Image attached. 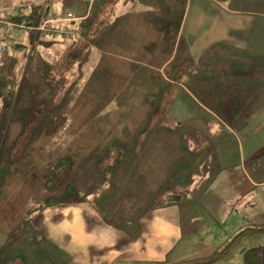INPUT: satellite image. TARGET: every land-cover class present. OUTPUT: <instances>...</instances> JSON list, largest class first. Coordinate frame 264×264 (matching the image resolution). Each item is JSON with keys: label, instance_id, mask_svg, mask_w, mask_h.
Segmentation results:
<instances>
[{"label": "rangeland", "instance_id": "1", "mask_svg": "<svg viewBox=\"0 0 264 264\" xmlns=\"http://www.w3.org/2000/svg\"><path fill=\"white\" fill-rule=\"evenodd\" d=\"M217 1L228 4L226 8L264 12V0L262 3ZM125 2H118L121 9L118 16H121L122 8H131L130 4L124 5ZM20 5L26 6L21 10L22 14L29 12L34 5H41L43 10L48 8L47 13L51 10L59 12L56 16H48L60 19L66 12L78 17L80 5L85 10L87 6L93 10L98 4L95 0H14V4L0 0V19H6L8 14L14 15V7ZM177 5L168 15L166 26L167 44L171 47L182 16L180 12L185 5L190 7L186 0H177ZM147 6L139 4L137 7L145 11L127 10L124 14L132 20L144 15L149 17ZM192 6H195L194 0ZM207 7L217 19L223 13L208 2ZM160 11L166 12L167 9L164 7ZM189 11L191 17L193 8ZM259 15L264 16V13ZM77 19L74 22H78ZM58 22L73 26L67 21ZM105 29L99 49L91 50L93 55L89 61L75 65L61 77L52 72L51 65L56 55L73 41V38L66 39L67 29L57 31L50 27L40 31V35L36 31L33 39L28 32L12 30L10 35L6 28H0V36L6 35L11 41L24 44L29 52L24 53L26 55L20 53L22 59L19 60L14 58L15 55L0 59V76L5 83V89L0 93V118L5 115L7 121L0 122L3 132L0 134V148L3 146L0 153V264H86L81 259L82 254L94 256L96 248L101 257L100 264H138V261L129 260L132 255L120 253L118 258L112 255L118 249L141 245L152 226L135 220L138 216L143 219L144 206L139 209V215L124 216V201L156 200L157 206L150 209L152 212L148 213L146 220H152L154 214H162L161 218L175 215L172 210L168 215L162 213L164 200L180 199L177 186L188 178L195 181L191 188L196 185L190 169L184 168L197 160V154L193 152L201 149L217 152L214 161L219 167L215 173L206 174L204 178L197 176L202 181H211L213 188L201 193L200 190H191L185 197L196 199L200 194L198 200H212L214 207L200 211L191 207L184 216L200 218L203 224L198 230L204 229L205 219H211L214 210L215 219L222 218L221 212L225 217L230 216L227 226L233 227L236 219L239 223L241 218L245 227L252 222L251 216L259 218L255 226L264 225V186L253 187L246 180L249 177L264 181V116L261 118L257 112L264 99H261L262 95L256 99L255 94L264 87V62L233 61L231 69L228 64L216 63L213 73L198 70L194 64L193 68L188 67L189 71L179 83L176 76L182 74L177 72L180 63L174 60L175 57L159 74L155 70L158 63L149 62L148 67L131 64L126 58H111L109 50H115L118 42H113L112 33H106L108 29ZM137 40L119 43L118 47L128 51L130 46L138 43ZM190 61L195 62L194 59ZM130 67L139 68V71H130ZM173 68L175 71L171 76ZM220 68L224 72L220 73ZM193 82L209 87L210 94L205 98L210 97L212 105L207 100L202 101L200 91L196 93L200 88H194ZM195 98L204 108L194 103ZM17 111L20 113L13 121L11 115ZM4 133L7 136L2 139ZM156 139L161 143L154 142ZM198 140L204 144L197 145ZM157 153L159 157L163 156L159 162H164V166L154 163ZM63 156L74 159L68 183L74 186L80 197L75 196L76 192L65 194L58 205L40 211L47 198L59 196L61 192L45 190L42 174ZM224 162L230 168L219 171ZM260 167L263 171L256 175ZM169 195L175 196L168 198ZM115 204L121 205V209L115 206L114 209L117 213L121 210L118 215L120 220H125L124 223L120 220L114 222L115 219L109 221L107 213L113 211ZM72 209H77L86 220L98 222L99 227L90 230L91 223L87 221L88 224L80 222L76 229L64 231L62 220L54 222L53 216H61L65 210ZM223 224L214 225H219L220 230L216 247V238L211 231L202 230L197 236L204 246L200 245L197 250L196 246L187 247L186 236L182 235L178 243L172 242L176 250L155 240L150 244H157L146 247V252L156 246L161 248V253L167 252L165 260L158 264L173 263L190 254L203 256L229 240L223 241L226 238L222 235ZM51 226L61 233L58 239L49 236ZM80 231H85L84 235H80ZM189 239L196 241L194 236ZM252 240L264 241V232L246 239L250 243ZM240 247L233 246L216 262L239 264V260H243ZM87 261V264L93 263L90 257Z\"/></svg>", "mask_w": 264, "mask_h": 264}, {"label": "crops", "instance_id": "2", "mask_svg": "<svg viewBox=\"0 0 264 264\" xmlns=\"http://www.w3.org/2000/svg\"><path fill=\"white\" fill-rule=\"evenodd\" d=\"M14 1V0H13ZM193 0H186V4L189 3L190 7L187 8V5L183 8L180 12L182 15L180 18V22L178 26V29L176 31V34L174 36V41L172 47L167 44V28L168 26V15L173 13V9L176 8L177 0H126L124 5L130 4L131 8H122L123 12L121 16H118L117 13L120 11V7H118V3L115 7V11L110 15V20L107 21V24L103 25L101 31L99 32L98 36L94 38L92 49L98 50V45L101 44L102 34L105 32V28H107L106 33H112L113 35V42H118V44L115 45L116 49L109 50L111 54V58H117L122 59L126 58V61L130 62L131 64H139V66H148L149 62L158 63V67H156V71H158V74L161 73L160 71L165 70L168 68L169 63L174 58L175 61L180 63V66L177 67V72L182 75L176 76V82L181 83V80L184 78L185 74L189 71V66L191 68L194 67V64H197L198 70H208L209 72L213 73L215 72L214 65L216 63L218 64H228V68L231 69V64L233 61H240V62H253V64L257 62H264V16L259 15L261 13H254L249 11H242L226 8L228 4L226 3L223 5L220 1L217 0H194L195 6H192ZM261 2L262 0H252V2ZM207 2L211 4V7L214 9H218L220 13L217 19V16L212 12V9L210 7H207ZM139 4L143 5H149L147 6L150 9V15L149 17H142L138 20H132L130 17L126 16L124 13L127 10H138V11H145V9L137 7ZM166 8V12H161L160 9ZM193 8V12L191 17H189V13ZM80 15H78V22H71L73 26H68L64 23L53 21L52 24L49 25V22H46V26H50L52 29L60 31V30H69L71 32L79 31L81 34L83 32L87 31L90 26H92L91 19L89 18V7L87 6V9H84V6H79ZM155 10V12H154ZM187 11L186 15H184V12ZM48 12V11H47ZM59 12L52 11L51 13H47V15L56 16ZM153 18L155 20L153 21ZM76 20V21H77ZM42 21V20H41ZM57 22V23H56ZM126 22V23H124ZM70 23V22H69ZM123 23V24H122ZM167 23V25H166ZM133 24V25H132ZM71 27L74 29L71 30ZM77 28V29H76ZM29 33V36H32L34 39V32L33 31H25ZM21 33V32H20ZM33 33V34H32ZM104 34L106 36L107 34ZM137 40V44H134L128 48V51H124L123 49H119V43L124 42H130L132 40ZM26 42L29 41V39L25 40ZM14 43L16 41H13ZM13 44V43H11ZM11 53V50H10ZM15 59H20V53H11L9 57L14 55ZM93 51H91L90 56L86 60V63L89 61V59L92 57ZM20 56V57H19ZM22 59V57H21ZM194 59V61H190ZM173 60V61H174ZM172 61V62H173ZM191 62V63H189ZM186 67H185V66ZM149 67V66H148ZM225 67V66H223ZM222 67V68H223ZM218 68V67H217ZM220 68V69H222ZM130 71L138 72L139 68L136 67H130ZM175 71L173 68L172 71L170 70V75L172 76V73ZM224 72L223 69L220 73ZM157 73V72H156ZM137 75V74H134ZM153 76V75H152ZM170 77V76H169ZM193 80V76H189ZM171 78V77H170ZM254 78V77H253ZM182 85V84H181ZM194 88H200V90H197L196 93L199 91V95H202V101H208L210 105L213 104L211 102L210 97H206L210 94L209 87L206 86H200L197 83L194 84ZM260 89H263L262 91L255 92L256 99L258 95H262L261 99H264V87H260ZM243 98V96H241ZM260 99V100H261ZM259 100V101H260ZM258 101V102H259ZM198 103V107H203V105L200 104V102L195 98L194 103ZM208 110V109H207ZM257 112H260L259 115L261 118L264 116V103H262L261 107L258 108ZM156 143H161L160 139H156L154 141ZM204 144L200 140L197 141L198 144ZM156 149H159L158 147ZM207 152V154L205 153ZM196 155V159L192 163L187 164L184 169H190L191 174L196 179V185L192 186V191L200 190L203 192H207L210 189H212L213 183L210 181H202L199 177L197 179L198 175H201L203 178L207 175H213L215 173V169L219 167L217 163H215V155L217 154L216 151H205L204 149L196 150L193 152ZM194 154V155H195ZM206 154V156H205ZM157 160L154 163L161 164L164 166V162L161 161L163 156L159 157L157 153ZM205 159L204 162L207 163H213L209 164L208 166L204 164L202 161ZM226 162L223 163V167H221V170L225 171L227 167ZM230 165V164H229ZM151 171V169H150ZM263 169L262 167L258 168L255 173L258 175V172L262 173ZM161 172H164V169L161 170ZM229 172V171H228ZM147 173V172H145ZM148 174V173H147ZM161 174V173H160ZM192 178H188V180L181 184H188L191 185L195 184V181ZM190 180V181H189ZM247 182H249L253 187L256 185L257 187L262 188L264 186V181L261 179L259 181L249 179V177H246ZM200 184L203 186L200 187ZM148 187V186H147ZM152 189V187H150ZM180 189V188H179ZM184 189V188H181ZM148 190V188H147ZM189 190V191H191ZM188 191V192H189ZM200 197V194L197 196L196 199H188V198H180L177 200H164V204L162 208H165L162 213H166V215L171 213V210L175 213V215L171 214L170 216H167L166 218H161L162 214H154L152 220H146L148 213H151V208L157 206L156 200L153 199H147L143 201H132L126 202L124 201L123 204V215L124 216H135L139 215L140 211L139 209L144 206V216L143 219H139L136 217L137 222H143V223H151L152 226L150 228V232L146 233V239L145 242L141 243V245H138L134 248H130L129 246L127 248H122L114 251L112 255H116L117 258L121 255L120 253L132 255L134 258H129L131 261H138V264H151V263H160L165 260L164 255L167 253H161V248L159 246L153 247V249H149L148 252H146V247L156 245L157 242H154V244H150L155 240L160 241L162 245L165 247H168L169 249L173 248L174 244L178 243L180 240V237L182 235L186 236V246L189 248H193L196 246V250L200 248V245L204 246V244H200V240L198 238V233L202 230L211 231L212 235L216 238V236H219V225L218 227H215L214 225L219 223H223V237H226L223 241H226L227 239H230L236 232H238L240 229L244 228V222L243 219L240 218V222H235L236 225L227 226L226 223L229 219V217H225L224 214H222V218L215 219V210L213 211L214 216L211 217V219H205L206 223L204 225V229L198 230L199 225L203 224L200 218L193 217V216H184V212L188 214L191 207L200 209H207L211 206L214 207V202L212 200H198ZM82 201L83 197L81 198ZM86 200V199H85ZM249 202V201H247ZM247 202H245L247 204ZM114 206L118 209H121V205H113V211L107 213L109 215V221L111 219L114 222H117L120 220V216L118 213L121 212V210L114 209ZM256 206V204H255ZM260 207V205H258ZM244 206V211L247 209ZM172 208V209H170ZM187 208V209H185ZM237 215V213H235ZM255 214V212H254ZM256 215V214H255ZM101 216H104L101 214ZM151 218V217H150ZM258 217L251 216L249 224H246L245 227L248 226H255V222L258 221ZM61 222V228L64 231L67 230H74L77 228L78 224L80 222L91 223L90 230L93 228L99 227V223L96 221H92L91 219H87L84 217V215H80L79 211L77 209L65 210L63 214H61L60 217ZM135 220H129L130 222H135ZM242 221V222H241ZM121 223H124L125 220H120ZM87 223V224H88ZM92 223H96L97 225L94 227ZM89 231V229H86ZM227 230V231H225ZM85 232V231H84ZM84 232L80 231V235H84ZM90 232V231H89ZM59 234V235H58ZM61 233H57L55 227L51 226V231L49 232V236L53 237L55 239H58ZM190 236H194L195 240L189 239ZM252 238V235H244L236 245H240V254L242 256V251L244 249L253 248L264 246V241L260 240L259 242L256 240H252V243L247 242L246 239ZM219 239L216 238L215 241V247L217 244H219ZM174 242V244H172ZM214 242V239H213ZM207 244H210V240H207ZM224 244V243H223ZM222 244V245H223ZM145 245V246H143ZM221 245V246H222ZM143 246V247H141ZM220 247V246H219ZM217 247V248H219ZM215 248L213 251H209V253H206L203 256L199 255H188L185 257L179 258L178 261H175L173 263L169 264H193L195 261H200L208 258L211 256V254L217 249ZM174 250L177 248L174 247ZM86 250V249H84ZM263 255L260 260V264L264 262V249ZM99 250L96 248V254L94 256L83 253L82 254V260L86 264L88 263L87 259L90 257L92 258V264H100V255L98 254ZM239 260V264L242 262ZM219 263V262H218ZM210 263V264H218ZM84 264V263H82ZM238 264V262H237Z\"/></svg>", "mask_w": 264, "mask_h": 264}, {"label": "trees", "instance_id": "3", "mask_svg": "<svg viewBox=\"0 0 264 264\" xmlns=\"http://www.w3.org/2000/svg\"><path fill=\"white\" fill-rule=\"evenodd\" d=\"M11 2L14 4L13 0H5L8 3ZM97 1V7L93 10H89V18L91 19L92 26L90 28L83 32L81 34L79 31L71 32L69 30H65L68 33H66V39L73 38L72 42L69 43V45L66 47V49L63 52H60L56 55V58L54 62L51 65L52 72L56 73L57 75H60L61 77L66 74V72H69L74 68L75 65H78L80 63L85 62L92 50L94 38L98 36L99 32L101 31L103 25L107 24V21L110 19V15L115 11V7L117 3L120 0H95ZM17 10V8H19ZM26 6L20 5L18 7H14V10H16L15 14H8L6 19H0L2 21H5L6 23H9L10 25L0 24V28L4 27L6 28V31L9 32V34L12 32V30H18L19 32L22 31H38V35H40V30L37 29L38 27L43 26V24L46 23V20L51 18L47 15L48 8L46 10H43V7L41 5H34L31 10L27 13H21V10H24ZM20 11V13H18ZM18 13V15H17ZM76 18V17H75ZM42 20V21H41ZM68 23H71L70 21H67ZM74 22V20L72 21ZM53 22L49 23L52 24ZM23 26V27H20ZM46 28H50V26H46ZM77 29V28H76ZM11 35V34H10ZM78 35V36H77ZM2 36H0V43H4L8 48L9 55L11 53H23L22 55H26L24 53H29L28 47L24 44L16 41L15 43L11 41L6 35V40L2 39ZM77 36V38H74ZM13 43V44H11ZM26 49V50H25ZM11 50V53H10ZM56 53V51L54 52ZM15 55V54H14ZM20 57V56H19ZM51 73V72H50ZM3 82V83H2ZM5 89V83L4 79L0 76V93L2 94V90ZM43 103V102H42ZM41 103V104H42ZM19 111L11 115V119L13 121L16 120V118L19 115ZM1 115V113H0ZM6 121L5 115H2L0 118V122ZM7 122V121H6ZM6 125V124H5ZM6 129V127H5ZM3 134L2 132V126L0 127V134ZM6 133V131H5ZM4 133L3 138L7 135ZM21 135V133H20ZM19 137V136H18ZM2 142H0L1 145ZM3 145V144H2ZM3 149V146L1 147ZM0 148V153L2 149ZM12 151V149H11ZM74 159L70 156H63L59 159H57L55 165L50 167L49 169L45 170L42 174V185L43 188L50 193H56L61 190L59 196L51 197L46 199V204L43 206V209H46L49 206H55L58 205L62 199V197L65 194H75L76 197H80V195L75 191V188L72 184L68 183V179L70 178L72 174V168L74 167ZM190 183L179 185L177 186L178 194L181 198L188 195V191L191 190ZM180 188V189H179ZM184 188V189H181ZM190 192V191H189ZM175 195H169L168 198H173ZM87 197V196H86ZM179 199V198H177ZM173 199V200H177ZM171 200V199H170ZM169 201V200H168ZM39 211V212H40ZM60 214L53 216L54 222L55 220L60 219ZM264 232V225L260 226H248L240 229L238 232H236L229 240H227L222 246L217 248L211 256L204 260L195 261L193 264H210L215 263L218 261V259L222 258L228 251L237 244V242L244 236V235H253L255 233ZM263 247H253L244 249L242 251V259L244 264H260L261 257L263 255Z\"/></svg>", "mask_w": 264, "mask_h": 264}, {"label": "built area", "instance_id": "4", "mask_svg": "<svg viewBox=\"0 0 264 264\" xmlns=\"http://www.w3.org/2000/svg\"><path fill=\"white\" fill-rule=\"evenodd\" d=\"M18 9H20V7L19 8H17V10ZM90 9V8H89ZM75 19V17H74V15L73 14H71V12H66L64 15H62L61 16V18L60 19H57V18H55V19H53V18H49V19H47L46 20V22H49V23H51V22H53V21H70V20H74ZM6 22L5 21H2V20H0V24H5ZM7 25H10L9 23H6ZM20 27H23V26H20ZM46 23L45 24H43V26H41V27H38L37 29H40V30H48L49 28H46ZM2 39L4 40H6V37H5V35H3L2 36ZM8 53V48H7V46L5 45V42L4 43H0V59L3 57V56H6V54Z\"/></svg>", "mask_w": 264, "mask_h": 264}]
</instances>
